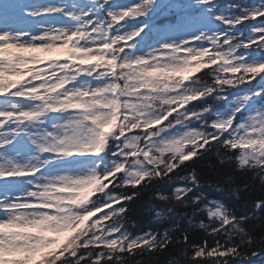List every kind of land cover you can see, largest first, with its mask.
I'll return each instance as SVG.
<instances>
[{"label": "snow or ice", "instance_id": "snow-or-ice-1", "mask_svg": "<svg viewBox=\"0 0 264 264\" xmlns=\"http://www.w3.org/2000/svg\"><path fill=\"white\" fill-rule=\"evenodd\" d=\"M213 150L264 172V0H0V264L264 251L242 226L264 196L239 210L208 199L194 168L171 191L189 226L129 231L141 190Z\"/></svg>", "mask_w": 264, "mask_h": 264}, {"label": "trees", "instance_id": "trees-1", "mask_svg": "<svg viewBox=\"0 0 264 264\" xmlns=\"http://www.w3.org/2000/svg\"><path fill=\"white\" fill-rule=\"evenodd\" d=\"M242 3H249L250 0H241ZM221 157L217 156L215 150L205 155L203 159L197 160L190 167L182 170L178 176L173 177L170 184L154 183L149 188L141 190L139 198L135 201L128 222L129 231L133 235L140 231H146L151 227L163 233L165 229L173 227V221L180 227L189 226L192 218V210L188 205L180 204L171 196L174 187L182 185L184 182L179 176L187 175L192 169H196L201 177L203 187L199 189L208 199H220L226 204L239 210L242 207L252 208L257 198L264 196V180L261 176L264 172L253 173L247 170L238 169L233 163H220ZM160 190L169 195V200L161 201L156 197V191ZM193 194H198L194 192ZM171 210V213L169 212ZM161 215L157 218L156 213ZM175 213V216L172 215ZM182 218V219H181ZM203 220L207 223L206 213L197 215L191 220L192 239L198 242L199 239L206 238V232L199 228V223ZM254 235L264 234V213H259L257 218L250 219L242 225ZM211 243V238H208ZM243 255L238 260H233L231 264H264V251L259 248L242 249ZM136 260L140 264H186L183 249L170 248L168 252H155L151 255L145 253L138 255Z\"/></svg>", "mask_w": 264, "mask_h": 264}, {"label": "clouds", "instance_id": "clouds-1", "mask_svg": "<svg viewBox=\"0 0 264 264\" xmlns=\"http://www.w3.org/2000/svg\"><path fill=\"white\" fill-rule=\"evenodd\" d=\"M260 178H261V180H264V175H262Z\"/></svg>", "mask_w": 264, "mask_h": 264}, {"label": "rangeland", "instance_id": "rangeland-1", "mask_svg": "<svg viewBox=\"0 0 264 264\" xmlns=\"http://www.w3.org/2000/svg\"><path fill=\"white\" fill-rule=\"evenodd\" d=\"M52 54H54V53H52ZM42 55H48V54L45 53V54H42Z\"/></svg>", "mask_w": 264, "mask_h": 264}]
</instances>
